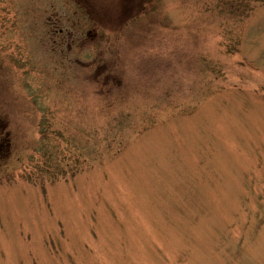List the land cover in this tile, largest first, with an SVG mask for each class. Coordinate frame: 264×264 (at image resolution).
<instances>
[{"label":"rangeland","instance_id":"obj_1","mask_svg":"<svg viewBox=\"0 0 264 264\" xmlns=\"http://www.w3.org/2000/svg\"><path fill=\"white\" fill-rule=\"evenodd\" d=\"M0 116V264H264V0H0Z\"/></svg>","mask_w":264,"mask_h":264},{"label":"flooded vegetation","instance_id":"obj_2","mask_svg":"<svg viewBox=\"0 0 264 264\" xmlns=\"http://www.w3.org/2000/svg\"><path fill=\"white\" fill-rule=\"evenodd\" d=\"M59 31L62 32V29L60 28ZM69 40H71L70 42L73 45L75 40L73 41L72 37ZM13 132H14V130H12V128H11L10 120L7 118H4V117L2 118L0 116V138H8L9 139L13 135ZM8 145H9V143L7 144V146Z\"/></svg>","mask_w":264,"mask_h":264},{"label":"trees","instance_id":"obj_3","mask_svg":"<svg viewBox=\"0 0 264 264\" xmlns=\"http://www.w3.org/2000/svg\"><path fill=\"white\" fill-rule=\"evenodd\" d=\"M8 143H9L8 138H0V158H1V155L2 157H4L8 154L6 152L3 153V150L6 149Z\"/></svg>","mask_w":264,"mask_h":264}]
</instances>
